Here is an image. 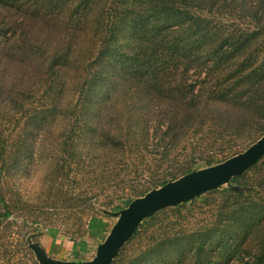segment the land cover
Wrapping results in <instances>:
<instances>
[{
    "label": "rangeland",
    "instance_id": "1",
    "mask_svg": "<svg viewBox=\"0 0 264 264\" xmlns=\"http://www.w3.org/2000/svg\"><path fill=\"white\" fill-rule=\"evenodd\" d=\"M221 21L224 27L234 22L228 30L235 31L251 28L253 20L234 9L223 13ZM11 29L7 45L17 53L0 63V70L5 68L3 76L0 73V212L4 204L10 211L0 216V264H39L30 243L47 254L61 252L63 260H89L117 219L119 210L111 211L115 206L124 208V200L180 177L189 165L196 170L240 153L264 134V117L260 125L232 122L225 129L212 118L196 117L180 119L178 134L170 139L164 134L169 108L151 98L148 91L152 94L154 88L146 91L118 80L112 85L110 79L83 86L86 47L65 77H55L45 67L48 47L39 46L41 34L36 42L15 40L18 30ZM259 42L264 38L254 39L249 50L258 51ZM256 54L261 60L264 46ZM234 69L230 63L215 74ZM188 73L197 77L191 68ZM157 79L165 84L177 80L170 74ZM257 173L251 177L255 184ZM220 188L226 190L227 183ZM202 196L204 200L195 197L178 212L180 204L140 223L118 262L144 251L151 231L191 232L210 224L215 212L231 207L227 192L207 191Z\"/></svg>",
    "mask_w": 264,
    "mask_h": 264
},
{
    "label": "trees",
    "instance_id": "2",
    "mask_svg": "<svg viewBox=\"0 0 264 264\" xmlns=\"http://www.w3.org/2000/svg\"><path fill=\"white\" fill-rule=\"evenodd\" d=\"M234 9L240 17H251V28L230 31L234 22L222 25V14ZM11 28L18 30L15 40L36 42L41 34L39 46L48 47L47 53L52 50L48 54L45 50L43 63L55 77H65L67 67L86 47L83 86H99L110 79L112 85L118 80L146 91L154 88L155 94H148L169 108L164 134L170 139L178 134L180 119L212 118L225 129L232 122L260 125L264 117V57L257 61L256 54L264 42L257 44L258 51L249 50L254 39L264 38V0H0L3 65L17 53L7 45ZM230 63L235 65L232 72L216 76V71ZM190 68L197 74L194 79L189 77ZM165 74L177 78L176 83L157 82ZM3 91L0 87L2 100ZM263 161L264 156L231 178L226 190L210 191L227 192L231 206L215 212L211 225L182 233L151 231L144 251L118 262L122 247L110 264H264ZM190 166L183 174L192 170ZM255 172L256 184L251 180ZM132 199L124 200L125 206ZM120 209L115 206L111 211ZM9 213L4 204L0 216Z\"/></svg>",
    "mask_w": 264,
    "mask_h": 264
},
{
    "label": "water",
    "instance_id": "3",
    "mask_svg": "<svg viewBox=\"0 0 264 264\" xmlns=\"http://www.w3.org/2000/svg\"><path fill=\"white\" fill-rule=\"evenodd\" d=\"M263 156L264 134L240 153L214 165L191 170L132 199L117 212L116 221L89 260L80 262L56 259L47 255L36 243H30L29 246L39 264H110L144 219L160 209L190 201L228 184L231 178L243 173Z\"/></svg>",
    "mask_w": 264,
    "mask_h": 264
},
{
    "label": "crops",
    "instance_id": "4",
    "mask_svg": "<svg viewBox=\"0 0 264 264\" xmlns=\"http://www.w3.org/2000/svg\"><path fill=\"white\" fill-rule=\"evenodd\" d=\"M49 254V253H48ZM47 254V255H48ZM50 255V257H53V258H56V259H64V257H63V255H62V253L60 252L59 254H49ZM67 260V259H66Z\"/></svg>",
    "mask_w": 264,
    "mask_h": 264
}]
</instances>
